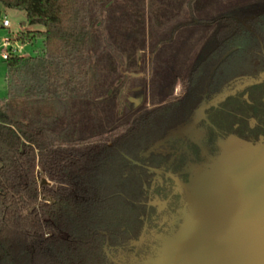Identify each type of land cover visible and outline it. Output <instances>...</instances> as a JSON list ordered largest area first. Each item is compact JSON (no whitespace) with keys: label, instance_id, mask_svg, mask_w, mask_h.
<instances>
[{"label":"trees","instance_id":"16d2710c","mask_svg":"<svg viewBox=\"0 0 264 264\" xmlns=\"http://www.w3.org/2000/svg\"><path fill=\"white\" fill-rule=\"evenodd\" d=\"M180 1L191 12L195 3L199 16L167 19L161 29L153 28L149 7L159 4L165 11L162 3ZM0 3L23 10L30 25L43 26L17 33L22 42L41 36V53L4 60L8 90L0 97V264H116L106 248L137 239L156 211L148 203V188L153 195H167L165 187L152 186L155 171L148 166L176 171L182 165L168 152H143L189 118L202 91L214 92L235 75L264 69V0ZM138 10L149 14L152 26L144 102L116 116L109 114L114 99L108 96L101 100H108L101 107L106 123L76 135L70 131L74 114L67 112L70 102L90 95L91 49L97 41L110 42L116 29L125 43L145 48L144 21L131 19ZM209 12L216 16H200ZM244 14L252 17L243 21ZM200 40L185 66L192 42ZM248 90L251 102L230 95L208 111L219 130L208 126L210 151L218 149L215 137L221 132L251 142L264 139V81ZM38 101L55 106L51 117L32 106ZM249 116L258 123L249 126ZM108 119L113 123L107 125ZM42 177L48 181L41 182Z\"/></svg>","mask_w":264,"mask_h":264},{"label":"rangeland","instance_id":"374dc122","mask_svg":"<svg viewBox=\"0 0 264 264\" xmlns=\"http://www.w3.org/2000/svg\"><path fill=\"white\" fill-rule=\"evenodd\" d=\"M136 12H132L131 19L144 21V13L142 15L140 10ZM149 12L153 26L161 25L164 20L155 15L153 6L149 7ZM4 16L10 20L8 27L1 24ZM200 16L216 14L209 12ZM251 16L243 15L244 19ZM114 23L119 26L117 21ZM28 26L23 10L0 3V40L5 35L15 37ZM38 27L43 28L41 24ZM123 40V33L116 29L110 42L97 41L91 49L90 95L85 101L70 102L67 112L69 117L74 114L70 131L74 130L76 135H86L91 128L99 127L101 122L106 123L101 107L103 101L108 104V100H101L108 96L114 99V107L109 106L110 115L120 116L125 108L144 102V79L150 77L152 54L147 47L144 48V44L131 45ZM17 42L23 43V54L33 55L42 51L41 36L34 35ZM200 44L201 40L192 42V49L184 60L185 66L191 64ZM5 71V61L0 59L1 98L6 97L8 90ZM242 83L235 80L231 87ZM179 88L177 85L175 91L180 92ZM209 101V97L203 96L187 120L169 130L164 138L144 152L160 150L170 153L171 160L177 158L182 162L181 175L164 168L155 169L152 186L160 184L166 188L167 195L163 198L153 195L152 187L148 188V203L153 204L156 211L147 219L137 239L122 247L106 248L116 264H179L184 258L194 256L204 263L209 246L213 239L218 238L210 234L214 223L222 226L219 231L223 232L224 238L230 236L228 225H243L253 222L252 219H264V142H250L235 135L220 136L218 143L221 146L210 154L205 148V128L201 119ZM32 106L46 117H51L56 111L55 106L47 101H38ZM74 120L77 122L74 123ZM112 123L109 121L107 125ZM192 142L202 147L199 162L193 160L197 157H191ZM185 176L188 178L183 182Z\"/></svg>","mask_w":264,"mask_h":264},{"label":"water","instance_id":"95a60500","mask_svg":"<svg viewBox=\"0 0 264 264\" xmlns=\"http://www.w3.org/2000/svg\"><path fill=\"white\" fill-rule=\"evenodd\" d=\"M45 181L48 180L42 177L41 182ZM260 219H252L253 222L243 225H228L227 232L230 236L224 238L223 232L219 231L221 225L213 222L214 228L210 234L218 238L213 239L209 246L204 263L194 256L184 258L179 264H264V219Z\"/></svg>","mask_w":264,"mask_h":264},{"label":"flooded vegetation","instance_id":"af4514ba","mask_svg":"<svg viewBox=\"0 0 264 264\" xmlns=\"http://www.w3.org/2000/svg\"><path fill=\"white\" fill-rule=\"evenodd\" d=\"M251 17H249V18H251ZM242 20L245 21L246 19H244V17H242ZM263 73H264V69H262V70H260V71H258L256 73H241V74L235 75L234 77L230 78L218 90H215L214 92H209L208 93L207 91H202L200 93V100H199V102L202 100L203 96H207V97H209V99H211V101H209V104L205 107V115L203 117H201L202 124H203V126L205 128V134H204L205 143H206V138H207L206 137L207 136L206 134H207V131H208V126L214 127L217 131H219L217 129V127L214 125V123L208 117V111L211 108L219 107L221 101L223 99H225L226 97L230 96V95H239L241 99H243L245 101H248V102H251L250 97H249L250 96V91L248 90V87H250L251 85H254V84L263 82L264 81V75H261ZM235 80H237L238 82L241 81L243 83L241 85L239 84L237 86L231 87L232 83L235 82ZM263 98H264V96H263ZM198 103H197V105H198ZM193 109H192V111H193ZM192 111H191V113H192ZM247 119H248L249 126H254L256 123H258V120L255 117H253V116H249V117H247ZM221 133H219L218 136L215 137L216 138L215 144H217L218 147L220 146L219 143H218V138L220 136H223V138H224L227 135H233V134H223V133L221 134ZM263 140L264 139L260 136L257 141H253V142H264ZM192 143H194L196 145V147H198V149H195L194 146H193L194 144L193 145L191 144V147H190L191 148L190 149L191 150L190 151L191 157H197L199 160L198 159H194V158H193V160H196V161L199 162V161H201V158H199V157H201L200 155H201L202 147L197 142H192ZM205 148H206V150L209 151L210 154L212 152L214 154L215 151H217V150L210 151L207 144H206V147ZM163 152H165V151H163ZM143 154H144V152H143ZM175 161L179 162L180 160H178L176 158ZM196 161H194V162H196ZM148 168L149 169H153L155 171V169L157 167L148 166ZM164 170H166V169H164ZM166 171L172 172L174 174H180L181 173L180 167L176 171H173V170H170V169L169 170L167 169ZM187 178H188V176L183 177L182 178L183 179L182 181L183 182H186L187 181ZM145 222H144V224H145Z\"/></svg>","mask_w":264,"mask_h":264},{"label":"crops","instance_id":"0c3cea01","mask_svg":"<svg viewBox=\"0 0 264 264\" xmlns=\"http://www.w3.org/2000/svg\"><path fill=\"white\" fill-rule=\"evenodd\" d=\"M185 3L186 2L182 3L181 1L177 2V3L176 2H173V3H171V2L162 3L164 9H166L165 11L159 10L160 9L159 4H154V6H153L154 7L153 8L154 9V13H155V15H158L159 17H161V19H163V20H167V19H169V20H174V19H194L195 20L197 18L196 10H195V3H194V9H193L192 12L190 11L189 8L186 9ZM178 5H179V7L180 6L182 7L181 11L180 10H176ZM26 21H27V19H26ZM148 21H149V14H147V12H146L145 16H144V36L146 38L145 47H148V41H149V38H150V35H149L150 34V29H152V26H150ZM153 28L161 29L162 25H158L157 27L153 26ZM27 29H42V28H39L38 24H31V26L29 24V26L26 27L25 30H27ZM20 55L28 56V54H23V53H21Z\"/></svg>","mask_w":264,"mask_h":264},{"label":"built area","instance_id":"2783aa9c","mask_svg":"<svg viewBox=\"0 0 264 264\" xmlns=\"http://www.w3.org/2000/svg\"><path fill=\"white\" fill-rule=\"evenodd\" d=\"M1 24L4 27H8L10 25V20L7 17H3L1 20ZM17 33L15 37L11 36H3L0 40V59L5 60L10 55H20L21 49L23 48V43L17 42Z\"/></svg>","mask_w":264,"mask_h":264}]
</instances>
